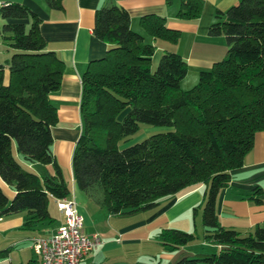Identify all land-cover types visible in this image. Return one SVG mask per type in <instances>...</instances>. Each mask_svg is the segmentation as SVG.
I'll return each mask as SVG.
<instances>
[{
  "label": "trees",
  "instance_id": "obj_1",
  "mask_svg": "<svg viewBox=\"0 0 264 264\" xmlns=\"http://www.w3.org/2000/svg\"><path fill=\"white\" fill-rule=\"evenodd\" d=\"M116 1L103 0L94 12L92 36L107 49L80 79L81 132L71 155L75 188L86 194L98 186L106 214L126 216L202 185L200 239L219 249L170 264H264V223L242 234L220 226L215 211L229 172L242 166L254 135L264 131V0H239L214 11L207 35L224 38L225 54L186 91L179 89L185 62L163 51L150 71L154 47L131 31ZM57 2L44 0L52 9L59 8ZM201 8L202 0H179L175 18L195 20ZM0 20L13 21L0 26V41L10 51L0 56V183L11 191L8 197L0 187V218L24 213L21 229L34 232L54 223L49 201L70 198L50 151L56 113L48 95L60 86L62 63L45 48L39 20L27 7L2 4ZM141 24L152 39L176 40L163 18L144 17ZM141 125L165 130L126 145ZM12 143L24 162L50 166L51 172L24 171ZM262 196L254 188L248 199L259 205ZM197 238L195 232L166 228L156 235L169 252Z\"/></svg>",
  "mask_w": 264,
  "mask_h": 264
},
{
  "label": "crops",
  "instance_id": "obj_2",
  "mask_svg": "<svg viewBox=\"0 0 264 264\" xmlns=\"http://www.w3.org/2000/svg\"><path fill=\"white\" fill-rule=\"evenodd\" d=\"M102 1L58 0L59 8L52 9L46 6L44 0H0V5L17 3L34 13L39 20L38 32L45 48L53 52L62 63L60 86L48 95V101L56 113V123L50 128V151L61 172H66L72 193L75 186L71 155L81 132L80 79L86 68L101 59L107 49V45L95 39L91 32L94 12ZM238 1L202 0L199 17L189 21L175 18L179 0H117L115 4L127 13L131 31L142 35L144 42L154 47L149 68L156 65L163 51H168L179 55L185 62L186 75L190 72L198 77L199 72L209 70L225 54L224 38L207 35L214 11L223 12ZM149 16L163 18L164 26L177 32L175 42L152 39L146 35L141 20ZM5 22L13 21L0 20V26ZM1 51L0 56L4 57L10 52L0 41ZM13 157L16 160L14 155ZM25 166L29 169L38 165ZM41 168L43 173L51 172L50 166ZM229 174L231 178L227 187L220 190L216 197L217 220L220 226L245 234L255 225L264 223V131L254 135L252 146L243 157L242 166L231 170ZM0 187L8 197L11 196L9 189L1 183ZM254 188L263 193L262 203L259 205L248 199ZM203 190L202 185H197L189 191L160 199L157 207L150 211L126 216H109L100 207V200H96V203L87 200L83 204L75 203L83 220V232L87 235L96 233L100 240V245L83 258L82 264H170L181 257H193L219 249L200 239L201 226L198 230L196 217L200 213ZM196 207L197 211L192 215L191 210ZM56 212L59 216L56 225H43L41 227L47 226L43 231L39 227L34 232L21 229L24 213L0 218V250L7 249V252L0 254V264H6V260L7 264H26L29 260L36 259L32 254L30 259L25 255L27 259L23 260V249L14 252L17 256L12 258L10 249H15L19 245L18 241L23 243L27 239L52 235L62 224V215L57 210ZM165 228L198 232L199 238L169 252L156 239L158 232ZM27 250L32 253L29 245Z\"/></svg>",
  "mask_w": 264,
  "mask_h": 264
},
{
  "label": "built area",
  "instance_id": "obj_3",
  "mask_svg": "<svg viewBox=\"0 0 264 264\" xmlns=\"http://www.w3.org/2000/svg\"><path fill=\"white\" fill-rule=\"evenodd\" d=\"M62 224L46 238H31L30 250L38 264H82L83 258L100 245L96 233L82 230L83 220L73 198L55 201Z\"/></svg>",
  "mask_w": 264,
  "mask_h": 264
},
{
  "label": "rangeland",
  "instance_id": "obj_4",
  "mask_svg": "<svg viewBox=\"0 0 264 264\" xmlns=\"http://www.w3.org/2000/svg\"><path fill=\"white\" fill-rule=\"evenodd\" d=\"M0 53H2V51ZM154 68H155V65H154V67L151 66L150 67V71H153ZM196 82H197L196 75H192L189 72L179 82V89L181 91L189 90L190 88H192L196 84ZM164 130H165V128L149 127V126L141 125L139 127V130L134 135H132L131 137L128 138V141H127L126 145H131L133 143L139 142L143 138H145V137H147V136H149L151 134L158 133V132H163ZM11 145H12L13 155L15 156L16 160L19 161L20 164L24 166V167L23 166L21 167L24 171L31 172V173L32 172H35L36 174H40V175L44 174L43 173V168H41L42 167L41 165H38V166H36L34 168H31L30 167L29 169H27L25 165H29V164H27L26 162H23V160L21 159V157L15 153V149H14L13 143ZM62 173H63V179L65 180V182H66V184L68 186L69 196H70V198H73L74 199V201H75L76 204H81V203L83 204V202H85L86 200L88 202H90V203H96V200H100L101 199V192H100V189H99L98 186L92 187L86 194L84 192H81V191L77 190L76 188H74V193H72L71 192L72 190L70 188V182L68 181V179L66 177V172H62ZM47 209H48L49 215L51 217H53L54 220H55L54 223H53V225H56L59 216H58V213L55 210V207H54V204H53L52 201H49L48 206H47ZM199 215H200V213L196 217V222H197L198 230H199V227H200V224H199ZM45 227H47V226L41 227L42 228L41 230L43 231V228H45ZM9 235H11V234H9ZM18 244L19 245L15 249L14 248L10 249L12 258H14L15 255L17 256V254L14 253V252H16L19 249H23V260L24 259H27V258L30 259L32 257V253H29L28 250H27L28 245L30 246V240L27 239L23 243H22V241H18ZM0 251H2V250H0ZM25 255H27L28 257L25 258L24 257ZM5 263L6 264L8 263L7 260L5 261Z\"/></svg>",
  "mask_w": 264,
  "mask_h": 264
}]
</instances>
